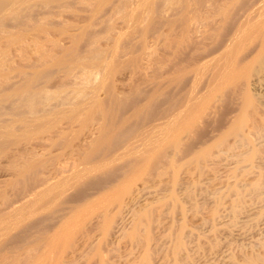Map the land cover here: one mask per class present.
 Masks as SVG:
<instances>
[{"label":"rangeland","instance_id":"rangeland-1","mask_svg":"<svg viewBox=\"0 0 264 264\" xmlns=\"http://www.w3.org/2000/svg\"><path fill=\"white\" fill-rule=\"evenodd\" d=\"M17 2L0 264H264V0Z\"/></svg>","mask_w":264,"mask_h":264},{"label":"bare ground","instance_id":"bare-ground-1","mask_svg":"<svg viewBox=\"0 0 264 264\" xmlns=\"http://www.w3.org/2000/svg\"><path fill=\"white\" fill-rule=\"evenodd\" d=\"M20 2H22L23 3V0H18V2H17V4H20ZM257 83V82H256ZM255 84V83H254ZM35 98H36V96L34 95V94H32V95H30L25 101H22V100H15L13 103L16 105L17 104V106L18 107H22V105H26V106H29V103L30 102H32V101H34L35 100ZM32 115V114H31ZM34 115V114H33ZM47 115V114H46ZM36 117H38V116H36L35 115V117H33L34 118V120H36L37 121V118ZM32 118V117H31ZM39 118V117H38ZM34 120H31L32 122L34 121ZM39 121V120H38ZM188 121V120H187ZM35 122V121H34ZM179 129V128H178Z\"/></svg>","mask_w":264,"mask_h":264}]
</instances>
